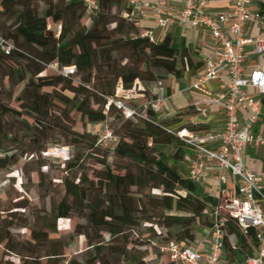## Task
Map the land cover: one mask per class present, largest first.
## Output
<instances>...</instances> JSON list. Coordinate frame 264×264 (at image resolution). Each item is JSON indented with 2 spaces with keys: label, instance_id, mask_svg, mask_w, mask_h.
<instances>
[{
  "label": "trees",
  "instance_id": "trees-1",
  "mask_svg": "<svg viewBox=\"0 0 264 264\" xmlns=\"http://www.w3.org/2000/svg\"><path fill=\"white\" fill-rule=\"evenodd\" d=\"M0 4V32L14 44L9 53L0 46V96L8 90L12 97L16 87L23 84L18 98L27 105L20 110L0 99V142L9 136L16 138V122L20 123L28 144L21 155L46 151L48 145L43 138L55 128L66 134L65 144H85L95 154L100 149L97 137L74 129V110L83 118L107 119L109 113L117 111L111 104L104 113L118 85L129 89L136 80L154 81L160 78L156 72L182 77L179 62L193 64L185 47L179 50L173 46L170 34L160 41L142 37L143 29L122 16L127 8L125 0H101L100 10L86 25L82 24L86 18L81 0H0ZM260 9L264 13V0ZM58 23L62 24L61 32L51 33L50 26ZM52 62L75 65L76 72L69 76L41 74ZM74 76L81 80L76 81ZM192 113L191 107H184L174 122L158 121L153 111H148L150 120L118 113L113 131L119 142L111 155H103L99 163L105 169L94 171L93 179L85 171L79 177L73 175L83 168L81 157L67 159L65 171H71V178L67 175L63 182L71 202L65 200L58 205L56 218L76 215L86 221L79 234L90 242L93 264H122L135 257L142 263L146 252L136 254L129 249L130 238L149 239L155 226L166 230L165 239L185 243L197 238L195 227L205 223L204 208L218 199L181 173L178 163L184 161L188 147L168 131ZM15 156L14 152L0 156V168H9ZM109 157L124 163L108 164ZM160 188L159 195L145 192ZM99 207L107 209L109 215ZM22 226L28 228L27 224ZM90 227L96 229L95 237ZM7 228L0 231V244L5 242L4 250L19 254L23 262L1 260L0 264H43L44 257L59 260L65 256L67 243L49 235L56 232L55 224L51 231L31 229V236L23 241ZM241 243L246 246L243 238ZM68 264L80 263L71 259Z\"/></svg>",
  "mask_w": 264,
  "mask_h": 264
},
{
  "label": "built area",
  "instance_id": "built-area-1",
  "mask_svg": "<svg viewBox=\"0 0 264 264\" xmlns=\"http://www.w3.org/2000/svg\"><path fill=\"white\" fill-rule=\"evenodd\" d=\"M81 1L84 16L90 21L100 10L101 0ZM125 1L127 8L122 16L126 20L138 28L146 19L154 21L155 27L142 28L141 36L150 41H157L156 28L178 26L205 31L214 42L212 49L199 53L203 69L190 85L193 113L186 122L168 131L188 147L184 158L188 178L202 186L211 178L209 171L215 169L213 178L220 195L216 197L217 203L207 205L202 212L209 225L200 237L185 243L165 239L152 244L173 264H264V175L251 169L248 154L250 147L264 148V133L259 130L264 117V39L250 32L252 24L264 29V13L260 6L255 7L254 0H234L225 10L211 8L213 0ZM55 27L58 35L62 24ZM0 46L7 53L14 48L1 32ZM50 71L69 76L75 74L76 66L52 62L41 74ZM156 85L154 97L144 104V110L127 104V100L146 92L140 80L129 89L118 86L115 96L108 98L104 113L111 104L131 119L150 120L148 111L166 112L172 96L166 94L162 80L156 81ZM213 108L223 112L224 125L204 129L201 118ZM104 139L112 149L119 142L107 125ZM162 189L152 192L158 194ZM155 230L164 239L166 230L158 226Z\"/></svg>",
  "mask_w": 264,
  "mask_h": 264
},
{
  "label": "rangeland",
  "instance_id": "rangeland-1",
  "mask_svg": "<svg viewBox=\"0 0 264 264\" xmlns=\"http://www.w3.org/2000/svg\"><path fill=\"white\" fill-rule=\"evenodd\" d=\"M39 5L40 8L43 9L44 1H41ZM115 10L116 9H114V11ZM87 20L88 19L83 20L82 24L86 25L88 23ZM50 27L51 33H57L55 26ZM196 59L197 58H195V60ZM142 67L144 68V66ZM179 67L182 69L184 76H189L190 72L184 68L181 61L179 62ZM49 73L57 72L50 71ZM156 74L160 78L164 77L165 82L163 81V86L165 89L167 86L170 87L172 80L178 78L176 75H165L162 72H156ZM160 78L157 79L160 80ZM74 79L79 82L81 77L74 76ZM157 79L154 81L140 80V84L144 87L146 92L139 98L127 100V104L138 107L139 110H144V104L154 97L153 88L157 86ZM5 87L6 89L8 87L6 80ZM22 88L23 84L17 86L12 97H9V94H7L8 90L1 93V101L8 106L20 110L27 109L26 103L18 98L21 95ZM96 107L98 106L96 105ZM173 109H175V107L170 104L169 111L167 110L164 113L158 114L157 120L174 122V118L178 117L182 110H180V108L176 110ZM118 113L122 112L117 109L114 113H109L107 119H89L87 117L83 118L76 110L72 112V117L75 119L74 129L81 133L89 132L97 137L100 149L95 154L87 148L85 144L74 146L65 144L66 134L59 128H55L53 131L47 132V135L43 138V142H46L48 145L46 151H42L40 154L27 152L21 155V152L27 148L28 144L26 143V131L20 129L22 125L18 122H16L17 124L15 126L18 136H16V138L9 136L3 139V142H0V156L7 153L11 154L12 152L16 153V156L10 160L14 164L12 163L9 168H0V231L8 227L7 229H9L17 240L23 241L31 236V229L35 231H51L55 224L56 232H49L50 237L61 238L67 243V247L64 250V257L59 260H49L47 257H44L42 259L43 264H68L71 259L77 260L80 264H93L88 250L90 248V242L85 235L79 234V231L82 230L86 221L76 215L69 218H56V214L58 205L62 201L66 200L71 202V196L67 194L63 182L64 177L67 175L71 178V171H69L68 174L65 171L67 159L73 158L74 155L82 158L83 168L79 169L78 172H76L77 170L73 171V175L77 174L78 177L85 171L89 179H93L94 171L98 172L105 169L104 165L99 163V161L102 159L103 155H111L110 151L112 150L111 144L106 146V142L104 141L105 125L113 130ZM181 120V123H184L187 117H183ZM176 125L178 124H175V126ZM114 134L119 139V136L115 132ZM254 158L256 159V157ZM115 161L119 160L112 157L108 158V164H113ZM119 162L124 163L123 161ZM169 162L172 164L173 160ZM257 163H259V161H257ZM178 167L181 173L187 174L188 164L186 159L180 161ZM261 174L264 175V173ZM76 182H78V179ZM145 192L154 194L152 190L149 189ZM99 210L109 215L107 209L99 207ZM204 220L205 223L208 222L206 218H204ZM205 223L201 222L196 225L195 234L197 237H200L207 228ZM23 224H27L28 228L23 227ZM89 232L91 236H96L97 231L94 227H90ZM148 237L149 239L141 241H137L135 237H131L129 243V249H132L134 253L137 254V251L146 252L145 260H142L141 263L138 258L135 257L125 260L122 264H173L165 257L158 254L156 248L153 247L152 244V242H162L165 238L163 239L161 236H157L155 229L154 232L149 233ZM149 240L151 242H149ZM4 243L2 245H4ZM40 245H42V243H40ZM1 260H9L15 263L23 262L19 254L9 253L4 250V248L0 250V261ZM113 264L119 263L114 261Z\"/></svg>",
  "mask_w": 264,
  "mask_h": 264
},
{
  "label": "crops",
  "instance_id": "crops-1",
  "mask_svg": "<svg viewBox=\"0 0 264 264\" xmlns=\"http://www.w3.org/2000/svg\"><path fill=\"white\" fill-rule=\"evenodd\" d=\"M233 1L234 0H213L210 7L215 10H225L232 6ZM261 2L262 0H254L255 7L260 6ZM148 27H155V23L152 19H146L143 21L141 28ZM250 32L252 35H257L264 39V29H262L258 24H252ZM168 34L171 35L172 44L175 48L181 50V48L185 47L187 55L192 59L193 63H186V65H184V68L190 72L189 76L183 75L182 77L175 78V80L171 81L170 87L167 86L165 89L166 94L172 96L170 104L175 107L173 110H176L181 107H190L193 95L190 87L192 79L203 69V62L201 61L199 53L203 50L212 49L214 47V42L211 34L202 30L182 29L178 26L168 27L167 29H155V36L158 41L162 40ZM195 58L197 59L195 60ZM215 84L217 83L215 82ZM186 117H188V115ZM201 119L203 122L202 128L204 129H216L221 128L224 125V114L218 108H213L206 117ZM259 130L264 133V117L259 126ZM263 153V147H250L248 149V154L251 159L250 167L252 170L260 174L264 173V164L262 162ZM254 157H256V159ZM257 161H259V163H257ZM209 173L211 178H209L207 182L202 185V190L207 195L218 197L220 192L217 189L216 180L213 178L216 174V170L211 169Z\"/></svg>",
  "mask_w": 264,
  "mask_h": 264
}]
</instances>
